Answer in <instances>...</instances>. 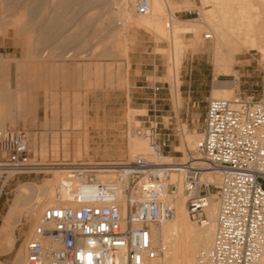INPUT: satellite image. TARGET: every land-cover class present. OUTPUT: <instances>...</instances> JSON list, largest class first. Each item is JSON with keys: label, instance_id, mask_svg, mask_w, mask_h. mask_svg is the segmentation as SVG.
Returning <instances> with one entry per match:
<instances>
[{"label": "built area", "instance_id": "1", "mask_svg": "<svg viewBox=\"0 0 264 264\" xmlns=\"http://www.w3.org/2000/svg\"><path fill=\"white\" fill-rule=\"evenodd\" d=\"M149 7V0H138L139 15H147ZM150 113L149 126L138 133L154 162L137 156L118 165H46L34 157L26 131L0 130L1 194L17 176L58 169L65 179L56 187V201L62 203L67 192L75 204L44 211L27 244V264H159L162 252L151 228L176 215L166 200L176 188L172 173L183 178L187 212L197 225L209 226L206 210L213 200L218 203L215 238L198 264H264V100L242 94L210 98L202 138L176 164H163L171 141L159 128L154 104ZM155 166H162L161 173L151 172ZM207 174L219 176V183Z\"/></svg>", "mask_w": 264, "mask_h": 264}, {"label": "rangeland", "instance_id": "2", "mask_svg": "<svg viewBox=\"0 0 264 264\" xmlns=\"http://www.w3.org/2000/svg\"><path fill=\"white\" fill-rule=\"evenodd\" d=\"M175 2L177 6L172 12L183 22L200 21L205 10L211 8L204 3V0H175ZM67 3L71 4L68 0ZM186 3L189 7H186ZM2 10L4 11L0 6V16H5ZM55 10L52 8L50 12ZM60 10L63 12V9ZM103 10L102 0H97V4L90 0V7L87 11L83 10L82 15L91 16L96 13L100 15ZM163 17V22L167 26L171 17L167 6ZM96 21L90 19L89 33L85 35L84 45L79 41L65 48L62 43L65 39L59 38L53 41L51 49H44L40 54L41 57L38 58L29 56L28 39L14 38L13 29H10L9 34L8 31L5 32V38L0 37V60L8 65L10 88L18 87L20 80L24 85L29 84L30 89L27 92L31 95V102H37L39 99L40 109L45 110L46 113L51 112L50 116L47 114L48 119L53 118V112L50 108L46 109L45 104L51 105L54 98L52 94L45 98L44 79H40L43 89H38L37 74L45 70L58 71V74L53 75L55 78L52 82L53 87L59 92H63L64 89L69 90L67 99L58 98L57 124L53 126L50 120L46 126L48 128L46 132L41 131L44 132L42 144L40 143L41 148L37 151L33 149L34 157H38L42 163L46 164L48 162L64 163V161L72 163L129 162L131 161L129 160L131 133L138 126L141 128L149 126L148 122L153 113H148V107L152 108L151 105L154 104L155 119L159 128L171 141V149L166 157L172 158L175 163L183 161L185 154L180 149L183 131L195 133L197 130H202L204 126L207 101L211 98L213 83L216 79V69L213 64L215 40L212 37L207 38V31L201 32L199 41H195V34L187 33L180 36L182 48L179 49L174 46L171 39L162 40L157 38L151 30L132 27L127 33L122 34L129 41L128 55L106 54L105 46L108 36L106 32L101 31L93 35ZM68 22L65 25L67 29L70 27ZM119 42H121L120 39L115 40L114 48H118ZM23 62L30 65L29 67L26 65L20 72L19 68ZM62 66L64 68L61 71L58 70ZM234 68L231 75L220 76L218 80L235 82L237 88L235 98L242 94L257 101L264 100V57L260 53L244 52L237 57ZM137 80L139 83H136ZM146 80L149 83L153 82L154 100L146 99V95H143L145 90L140 88L146 85ZM156 88H159L157 93ZM177 91L180 93L179 104L176 101ZM66 105L70 108V119L74 120L82 111L83 114L80 117H89L93 125L88 131L90 150L79 157L74 153L73 143H69V156H65L63 145L60 144L63 141L65 129L62 125L63 110ZM133 110L142 111L141 114H136L137 122L129 123L124 120V124H121V119ZM15 114L6 126L0 129L17 127L20 121L16 122ZM20 129L28 132L25 127ZM83 129H87L86 126L79 130ZM73 130L69 128L71 133ZM49 134L50 136L47 137ZM55 134L60 144V154L57 157L53 144ZM28 136L31 138L29 133ZM48 178H53V173L17 176L10 180L2 194L3 183L0 181V226L12 204L17 188L25 183L44 185ZM191 222L200 227L192 220ZM30 227L31 222L24 218L16 230L18 241L13 251L0 253V262L13 264ZM162 256H164L163 253Z\"/></svg>", "mask_w": 264, "mask_h": 264}, {"label": "bare ground", "instance_id": "3", "mask_svg": "<svg viewBox=\"0 0 264 264\" xmlns=\"http://www.w3.org/2000/svg\"><path fill=\"white\" fill-rule=\"evenodd\" d=\"M68 1L71 4L68 5L67 0H0V6L4 9L2 11L5 12V16H0V37L5 38V32L8 31L9 34L10 29H13L14 38L28 39L29 56L38 58L41 57L40 54L44 49H51L53 41L59 38L65 39V42H62L65 48L79 41L84 45L85 35L89 33L90 19L97 20L93 35H97L100 31L106 32L108 36L105 46L106 54L114 55H128L129 41L122 34L127 33L132 27L151 30L157 38L162 40L171 39L174 46L179 49L182 48L181 35L195 34V41H199L201 32L207 31L208 35L215 40L213 64L216 69V79L213 83L211 98L222 100L235 98L237 89L235 82H220L218 77L229 76L234 72L237 57L244 52L260 53L264 57V0H204V3L211 8L205 10L200 21L193 22H183L173 14L172 11L177 6L175 0H149L150 7L147 15L138 14V0H102L104 4L102 14L96 13L91 16L82 15V11H87L90 7V0ZM91 1L97 4V0ZM186 4V7H189V4ZM166 6L171 16L167 26L163 22ZM52 8L56 10L50 12ZM60 9H63V12ZM67 21L70 25L68 29L65 26ZM64 35L65 37H62ZM116 39L121 40L118 45L116 44L118 48H114ZM26 65L29 67L30 64L23 62L21 69H24ZM8 77V65L0 60V128L5 127L10 118L17 114L21 95L19 87L10 88ZM176 101L177 104L180 103L178 91ZM141 113L140 110L131 111L127 114L126 121L135 122L136 114ZM138 127L129 138V160H131L129 163L135 161L137 156L154 162L149 143L138 133ZM201 138L202 130H197L195 133L184 130L180 149L186 155L189 149H195ZM121 163L124 162L110 164ZM171 163L176 164L172 158H164L163 164ZM47 164H59V162ZM161 167L155 166L151 172L161 173ZM51 173L53 178H48L44 185L21 184L4 215L0 226V253L2 254L13 251L18 241L16 230L24 218L31 222L30 231L18 249L13 264H27V244L48 207L75 206L67 192L64 193L63 202L57 203L55 190L65 179V175L58 169L52 170ZM2 174L0 171V179ZM205 176L207 180H214L217 183L220 181L219 176L212 174ZM170 177V184H175L176 188L168 190L166 200L175 208L176 215L172 220L151 228L154 246L164 254V256L161 255L159 264H198V256L211 248L215 238L218 203L213 200L206 210L210 220L209 226L197 227L191 222L192 219L187 212L183 178L176 173H172ZM122 205H125L124 202ZM0 264L4 263L0 262Z\"/></svg>", "mask_w": 264, "mask_h": 264}, {"label": "crops", "instance_id": "4", "mask_svg": "<svg viewBox=\"0 0 264 264\" xmlns=\"http://www.w3.org/2000/svg\"><path fill=\"white\" fill-rule=\"evenodd\" d=\"M63 68L64 67L62 66V68L58 70L61 71ZM22 70L23 69H21L20 67L19 71L21 72ZM57 72H50L49 70H45L43 73L40 72L39 75L37 74V77H38L37 86L39 87L38 89H43L41 86L40 79L41 80L44 79V81L46 82L44 84V90H43L46 93L45 98L49 97L50 94H52V97L54 98L51 102V105L46 106L45 104V108L46 109L50 108L53 112L52 119L47 118L48 115L50 116L51 114L50 111L46 113L45 110L42 111L40 109L39 99L37 100V102H31L30 100L31 95L29 92H27V90L30 89L29 84L27 83L28 85H24L22 83V80H20L18 84L21 95H20L19 107H18V111H17L15 119H16V122L20 121L17 127L19 128L25 127L28 131L27 133L30 134L31 136L30 145H31L32 150L35 148L37 151V149L41 148L40 143L42 144V134L46 132V130L48 129L46 127L48 124V121L51 120L52 125L56 126L57 117L59 114V109L57 107L58 98L64 97L65 99H67L69 96V90L64 89L63 92H59L53 87L52 82L55 79L53 75L58 74ZM38 82H40V84ZM136 83H139V80H137ZM11 84H12V74H11ZM37 86L35 88H37ZM140 88L145 90L143 95H146V99L152 100L153 94H154L153 82L149 83L146 80V85ZM151 106L153 108V104ZM152 108L150 106L148 107V113L152 111ZM69 112H70V108L68 105H66L65 109L63 110L64 120H63V125H62L65 127V129L63 130L64 132L63 141L62 143L60 142V144L63 145L65 156H69L70 154V148H69L70 144L69 143H73L74 153L77 157H79V156H82V154L89 152L90 150L88 131L93 125H91L92 122L89 117H85V118L82 117L83 119L80 117V115L83 114L82 111L81 113L78 114L79 116H77L74 120L69 118ZM126 117L127 115L125 116L124 119H121V124H124V120H126ZM85 126L87 129H83L82 131L79 130L81 129V127H85ZM69 128L74 129L72 133L69 131ZM41 131H44V132L42 133ZM39 133H41V135H39ZM49 136L50 134L47 137ZM53 144H54V153L57 157L60 154V144H59V138L57 134H55L54 136Z\"/></svg>", "mask_w": 264, "mask_h": 264}]
</instances>
